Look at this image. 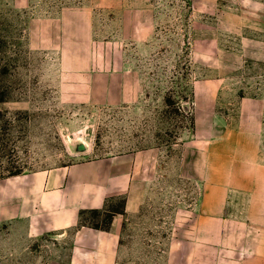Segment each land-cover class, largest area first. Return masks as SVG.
Here are the masks:
<instances>
[{"label":"rangeland","instance_id":"1","mask_svg":"<svg viewBox=\"0 0 264 264\" xmlns=\"http://www.w3.org/2000/svg\"><path fill=\"white\" fill-rule=\"evenodd\" d=\"M75 9L91 34L63 42L60 15ZM245 109L264 113V0H0V178L133 156L140 207L117 264L169 262L203 190L185 150ZM124 206L110 198L39 235L0 223V264H70L76 230L109 231Z\"/></svg>","mask_w":264,"mask_h":264},{"label":"crops","instance_id":"2","mask_svg":"<svg viewBox=\"0 0 264 264\" xmlns=\"http://www.w3.org/2000/svg\"><path fill=\"white\" fill-rule=\"evenodd\" d=\"M90 19L84 9L64 11L59 18L63 42L91 34L85 29ZM263 114L245 109L234 127H217L212 118L206 138L197 136L185 150L183 169L202 182L203 190L195 223L174 242L166 264H264ZM134 168L133 156H121L1 178L0 223L27 222L35 235L39 228L67 231L78 225L81 211L100 210L108 199L124 196V214L109 231L76 230L70 261L117 264L123 218L140 207Z\"/></svg>","mask_w":264,"mask_h":264},{"label":"trees","instance_id":"3","mask_svg":"<svg viewBox=\"0 0 264 264\" xmlns=\"http://www.w3.org/2000/svg\"><path fill=\"white\" fill-rule=\"evenodd\" d=\"M169 104H173L172 103V101H167ZM193 122V120L191 119V123ZM19 174H21V172H17V173H11L10 175H9V177L10 176H15V175H19ZM1 179V178H0ZM83 213L84 212H81V214H80V216H82L83 215ZM112 218V217H111ZM96 229H100V230H108L109 229V227H106V228H99V227H95Z\"/></svg>","mask_w":264,"mask_h":264}]
</instances>
